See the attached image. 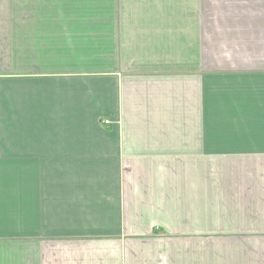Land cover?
<instances>
[{
    "label": "crops",
    "instance_id": "crops-1",
    "mask_svg": "<svg viewBox=\"0 0 264 264\" xmlns=\"http://www.w3.org/2000/svg\"><path fill=\"white\" fill-rule=\"evenodd\" d=\"M0 264H264V0H0Z\"/></svg>",
    "mask_w": 264,
    "mask_h": 264
}]
</instances>
